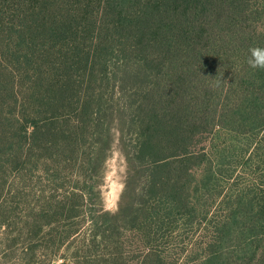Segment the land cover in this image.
Masks as SVG:
<instances>
[{"label": "trees", "instance_id": "16d2710c", "mask_svg": "<svg viewBox=\"0 0 264 264\" xmlns=\"http://www.w3.org/2000/svg\"><path fill=\"white\" fill-rule=\"evenodd\" d=\"M253 47L264 0H0V264H264ZM115 120L140 179L111 214Z\"/></svg>", "mask_w": 264, "mask_h": 264}, {"label": "rangeland", "instance_id": "374dc122", "mask_svg": "<svg viewBox=\"0 0 264 264\" xmlns=\"http://www.w3.org/2000/svg\"><path fill=\"white\" fill-rule=\"evenodd\" d=\"M132 137L134 136L128 133L124 135L121 131V126L117 120H115L111 127L110 144L107 150L106 159L104 160L97 174L89 173L87 177V179H95L93 193L98 197H94L93 201L98 202V204L103 207V210H108L111 212V214H118L120 212L122 213L121 208L125 207V205L131 201V198L134 196L133 192L136 191V188L138 187L137 185L139 184V177L135 178V176H132L130 179H128V177H130L128 175L131 168V164L128 162V156H130V154H127L124 145L127 144V151H130L131 147V151L133 153L131 144L132 140H130ZM128 182L129 184H127ZM127 187L128 189L126 190ZM91 206L94 205L92 204ZM92 211L94 210L92 209ZM185 237L186 234L182 235V242L179 244L170 245L168 247L169 250H174L177 252L174 256H178L179 253L183 251V249L187 250L190 246L191 243H189L187 240L188 238ZM185 239L187 241L186 243H184ZM259 253H262V249ZM181 257L182 259H186L184 253L181 255ZM189 257L196 258V254L193 253L189 255ZM249 258L250 257H248V259ZM247 260L246 263H250V261ZM192 263L193 261L186 262V264ZM254 264H257V262H254Z\"/></svg>", "mask_w": 264, "mask_h": 264}, {"label": "clouds", "instance_id": "9594fccd", "mask_svg": "<svg viewBox=\"0 0 264 264\" xmlns=\"http://www.w3.org/2000/svg\"><path fill=\"white\" fill-rule=\"evenodd\" d=\"M250 56L247 61L252 69L264 70V47H253L249 49Z\"/></svg>", "mask_w": 264, "mask_h": 264}]
</instances>
